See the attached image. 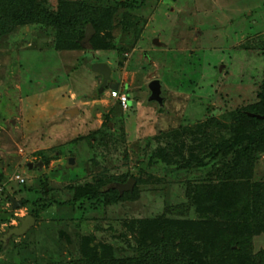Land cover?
Wrapping results in <instances>:
<instances>
[{"label": "rangeland", "instance_id": "obj_1", "mask_svg": "<svg viewBox=\"0 0 264 264\" xmlns=\"http://www.w3.org/2000/svg\"><path fill=\"white\" fill-rule=\"evenodd\" d=\"M80 1L60 0L61 17L65 19ZM134 4L133 12L116 9L99 14L100 25L92 26L93 33L79 47L65 41L54 44L44 31L27 27L1 42L0 216L10 219L0 223V238L19 225V218L40 207L34 204L38 198L53 203L40 211L38 221L23 236L8 239L0 264H48L43 250L63 230L72 239L61 252L67 258L77 253V233H92L116 245L118 240L97 230V224L113 228L117 235L122 220L159 216L171 201L185 200L186 182L199 173L179 171L163 183L138 185L135 201L88 211L83 225L78 223L82 212L60 204L70 198L65 187L127 172L136 178L147 161V140L160 131L256 100L264 81V0H136ZM56 5L57 0H48L51 10ZM96 62L111 69L101 94L102 76L91 70ZM152 80L162 84V107L147 101ZM112 89L130 99L126 110L110 96ZM72 108L78 113H65ZM104 114L122 137L117 151H97L95 157L94 140L88 136L103 125ZM68 156L76 163L67 166ZM39 161L41 168H29V163ZM257 169L264 178L260 165ZM149 172L159 178L168 174L159 163ZM16 174L24 183L14 181ZM44 187L50 189L48 196L43 195ZM13 199L26 201V207L13 209ZM20 244L26 245L24 252L30 257L25 263H18ZM252 244L254 251L264 249V235L254 237Z\"/></svg>", "mask_w": 264, "mask_h": 264}, {"label": "trees", "instance_id": "obj_2", "mask_svg": "<svg viewBox=\"0 0 264 264\" xmlns=\"http://www.w3.org/2000/svg\"><path fill=\"white\" fill-rule=\"evenodd\" d=\"M135 2L82 0L64 19L60 0L54 10L48 7V0H0V46L5 37L27 27L44 31L54 44L65 41L79 47L88 26L100 25L96 19L99 14L116 9L133 12ZM104 115L103 125L88 136L94 140L91 146L96 151L95 157L97 151H117L122 137L108 125L110 120ZM144 152L147 161L134 178L131 191L119 193L109 187L110 183L126 182L131 176L127 172L95 178L91 183L68 185L65 188L70 198L60 204L82 212L78 223L83 225L88 211L135 201L139 196L138 185L148 181L163 183L168 175L179 171H196L199 175L186 182L185 200L179 204L171 201L163 214L152 219L122 220L117 235L113 228L105 229L101 223L96 225L97 230L118 240V245L98 240L92 233H77L75 257L61 254L72 239L65 230L60 231L59 239L48 240L49 247L43 250L48 255V264H264V249L254 251L252 244L254 237L264 235V178L257 174L259 165L264 170V81L254 102L219 116L160 131L147 140ZM42 161L47 163L48 159L44 157ZM155 163L162 164L168 174L159 178L150 173ZM3 181L0 170V185ZM49 190L44 187L43 195L48 196ZM52 203L47 197L34 201L40 205L29 212L35 222L40 211ZM22 205L26 207L27 202L22 200ZM9 219L2 215L0 223ZM5 245L0 238V252ZM25 247V244L18 245V263L30 258L24 252Z\"/></svg>", "mask_w": 264, "mask_h": 264}, {"label": "water", "instance_id": "obj_3", "mask_svg": "<svg viewBox=\"0 0 264 264\" xmlns=\"http://www.w3.org/2000/svg\"><path fill=\"white\" fill-rule=\"evenodd\" d=\"M93 33V28L92 25H89L86 33H85V38L83 40V42L81 43L82 45H85L89 39V37L91 36V34ZM157 42V40H156ZM91 70L102 76V83L101 86L98 89V93L101 94L104 92V90L107 87L108 82L110 81V75H111V69L110 67L106 64V63H100V62H96L93 63L91 66ZM148 89H149V97L147 101L150 102H155L159 105V107L163 106V97H162V84L159 80H152L149 84H148ZM66 114L70 115V116H74L75 114L78 113V109L77 108H72V109H68L65 111ZM74 163H76L75 159L73 157L68 158V162H67V166L68 165H73ZM43 162L39 161L36 164H31L29 163L28 166L29 168H32L33 166L35 167H42ZM135 184V179L134 178H129L125 183H112L110 185L111 188H115L119 191V193H123L124 191H131L133 186ZM22 207V201H16V200H12V208L13 209H17V208H21ZM35 224V219L33 216L31 215H27L24 218H19V225L18 226H14L12 228H9L7 230V232L3 235V237L1 238V240L4 242V244L8 241V239L12 236H23L28 229H30L31 227H33Z\"/></svg>", "mask_w": 264, "mask_h": 264}, {"label": "built area", "instance_id": "obj_4", "mask_svg": "<svg viewBox=\"0 0 264 264\" xmlns=\"http://www.w3.org/2000/svg\"><path fill=\"white\" fill-rule=\"evenodd\" d=\"M110 96H111L112 98H114L115 100L118 101V103L120 104V106L122 107V109L126 110V109L128 108V104H127V102H128V97H127L126 94H124V93H120V92L117 91V90H112V91L110 92ZM14 181H16V182L19 183V184L24 183V179H23L20 175H18V174H16V175L14 176ZM0 190H1V188H0Z\"/></svg>", "mask_w": 264, "mask_h": 264}, {"label": "flooded vegetation", "instance_id": "obj_5", "mask_svg": "<svg viewBox=\"0 0 264 264\" xmlns=\"http://www.w3.org/2000/svg\"><path fill=\"white\" fill-rule=\"evenodd\" d=\"M67 158H70V157L68 156ZM67 158H66V159H67ZM67 162H68V160H67ZM128 179H129V178H128ZM115 183H117V182H115ZM118 183H120V182H118ZM124 183H125V182H124ZM122 184H123V183H122ZM110 185H111V184H110ZM110 185H109V187H110Z\"/></svg>", "mask_w": 264, "mask_h": 264}, {"label": "clouds", "instance_id": "obj_6", "mask_svg": "<svg viewBox=\"0 0 264 264\" xmlns=\"http://www.w3.org/2000/svg\"><path fill=\"white\" fill-rule=\"evenodd\" d=\"M111 91H112V90H111ZM111 91H110V92H111ZM117 91H118V90H117ZM120 93H121V92H120ZM124 94H125V93H124ZM128 101H129V100H128ZM11 228H12V227H11Z\"/></svg>", "mask_w": 264, "mask_h": 264}, {"label": "crops", "instance_id": "obj_7", "mask_svg": "<svg viewBox=\"0 0 264 264\" xmlns=\"http://www.w3.org/2000/svg\"><path fill=\"white\" fill-rule=\"evenodd\" d=\"M102 63H104V62H102ZM128 100H130L129 98H128ZM79 111V110H78Z\"/></svg>", "mask_w": 264, "mask_h": 264}]
</instances>
